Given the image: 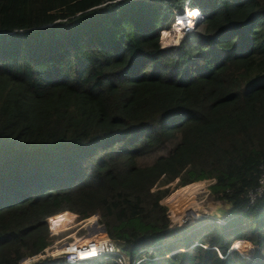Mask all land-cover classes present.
I'll return each instance as SVG.
<instances>
[{"label":"trees","instance_id":"16d2710c","mask_svg":"<svg viewBox=\"0 0 264 264\" xmlns=\"http://www.w3.org/2000/svg\"><path fill=\"white\" fill-rule=\"evenodd\" d=\"M186 1L0 0V264L93 216L130 264H250L218 257L237 239L264 256V0H190L203 35L162 50ZM202 181L227 223L166 257L162 202Z\"/></svg>","mask_w":264,"mask_h":264},{"label":"rangeland","instance_id":"374dc122","mask_svg":"<svg viewBox=\"0 0 264 264\" xmlns=\"http://www.w3.org/2000/svg\"><path fill=\"white\" fill-rule=\"evenodd\" d=\"M185 6L186 4L184 5L183 9L185 8ZM197 14V9L187 8L185 16L187 20L189 19V28L192 27L195 16H197ZM202 17L203 14L201 15V17L196 19V27L194 32L200 36H202V34L204 33V21L202 20ZM177 25L180 27L182 25V22L179 21ZM177 29L178 28L174 27L166 31H160V42L165 50L179 47L181 46V44H183V42H186L188 40L187 38L189 37V35H186L185 32L182 34L181 31ZM191 31L194 30L192 29ZM210 185L211 183L208 181H202L200 183L197 182V184L191 185L188 190L183 191L184 187L175 190L168 198L163 200L162 204L166 207L168 217L170 218L172 224L170 230L172 232L176 230L175 232L179 231L180 233L175 237L171 235V240L167 242L168 246L173 245L177 248H181L182 252L186 251L184 240L185 238H188V236H190L196 228L186 231L185 233L181 228L186 229L192 226L195 227L197 225L198 227H204L212 222L213 224L217 223L216 225H218L219 223H227V218L231 209L228 208L227 204L214 201L210 198ZM64 213H67L72 217H76V215L69 212ZM92 218H94V220L91 221ZM92 218H88L80 222H78L75 218L74 221L67 226V228L58 231L53 229V226L48 219L47 224L52 237V243L50 245L51 248L49 249L48 253H55L59 249H62L70 244H85L89 241L107 240L105 234H99L92 229L94 223H98V219L96 216H93ZM257 247L258 246L256 245V243L249 245L246 243H240L237 249L243 257L250 259L252 263H259L257 261H261L262 263H264V256L260 253L259 248L257 249ZM152 251V249H149L148 253L142 252L139 259L135 258V264H138L141 261H145L147 259H151L150 257L152 255ZM124 261V264H129L130 260H128V258H126L125 256ZM23 264H38V262L32 263V260L29 261L28 259L23 261Z\"/></svg>","mask_w":264,"mask_h":264},{"label":"clouds","instance_id":"9594fccd","mask_svg":"<svg viewBox=\"0 0 264 264\" xmlns=\"http://www.w3.org/2000/svg\"><path fill=\"white\" fill-rule=\"evenodd\" d=\"M122 1H128V0H122ZM129 1H131V0H129ZM189 2H190V0H187L186 1V6H185V8L183 9V8H179L180 10H173L172 11V14H173V20H172V22H171V25H170V27L168 28V29H165V30H162V31H166V30H169L170 28H174V27H176V26H178V25H176L179 21L180 22H182V25L180 26V28L185 32V34L186 35H189V37H191V36H198V34H196V33H194L195 32V27H196V19H198L199 17H201V15H202V12L199 10V9H197V11H198V14H197V16H196V19H195V21H194V25H193V29H194V31H192V32H190L191 31V29L188 27V20L186 19V16H185V13H186V11H187V8H192V9H194V7H192V6H190V4H189ZM184 4V5H185ZM184 7V6H183ZM196 9V8H195ZM184 11H185V13H184ZM202 20H204V17H202ZM203 35V34H202ZM188 37V38H189ZM187 38V39H188ZM184 43V42H183ZM159 44H161V42H159ZM160 48L162 49V50H165L164 49V47H162V44L160 45ZM262 193H264V187H262L261 189H259L258 191H257V194L256 195H258V197H259V195H261ZM255 197V196H254ZM256 198V197H255ZM229 208V207H228ZM50 220V219H49ZM169 220H170V218H169ZM196 220V219H195ZM95 222V221H94ZM213 223V222H212ZM95 224H96V227H95ZM217 224V223H216ZM226 223H223V224H218V225H221V226H223V225H225ZM171 226H172V224H171V221H170V227H169V229L168 230H170L171 229ZM92 229L94 230V231H96V232H98L99 234L100 233H103V234H105L104 233V230L102 229V227L101 226H99V224L98 223H94V225H93V227H92ZM171 231V230H170ZM106 235V234H105ZM106 237H107V235H106ZM107 240H109L113 245H114V249H115V252H113L112 254H110L107 258H105V256H103V255H98V254H94V255H91V254H93V253H98V251L96 250V251H92V252H90V258L89 259H84V258H82L81 256H78L75 260H72V261H68L67 260V257L64 255V256H62V255H59V252H60V250L61 249H59L57 252H51V253H48V251H49V249L51 248L50 246L48 247V248H46L44 251H43V253H41V254H38V255H36V256H34V257H29V258H25V259H23V260H21V262H20V264H22L23 263V261H25V260H28L29 259V261L30 260H32V263H36V262H41V261H44L45 259H47V258H52V259H55V258H60L61 260H63L65 263H67V264H77V263H87V262H93V261H103V262H111V261H114V263H116V264H124V256L122 255V253H121V250H120V248L118 247V244H117V242L116 241H114V240H111V239H109L108 237H107ZM96 242H100V240H97ZM240 243H246V244H253L252 242H250V241H247V240H243V239H237V240H233L231 243H230V246H229V248L227 249V251H226V255H221L220 253H219V255H218V257L220 258V259H224V258H226V256H228V255H230V254H237L239 257H241L242 259H245V260H247V261H249V263L250 264H260V263H262L261 261H257V262H259V263H252L251 262V260L250 259H247V258H245V257H243L240 253H239V250L237 249L238 247H239V245H240ZM200 245V247H202L203 249H209V246L207 245V244H199ZM213 249H215V248H213ZM257 249H258V247H257ZM143 252V251H142ZM141 252V253H142ZM184 252V251H183ZM143 253H148V250L145 252H143ZM180 253H182V249L181 248H177L176 247V249L173 251V252H171L168 256H166V257H169V256H171V255H176V254H180ZM81 254H84L83 252H81ZM86 255V254H85ZM39 256H41V257H39ZM44 259V260H43ZM118 259H121V261H118ZM127 260V259H126ZM154 260V259H153ZM146 261V260H145ZM136 263V262H135ZM135 263H132V264H135ZM126 264H128V263H126ZM130 264V263H129Z\"/></svg>","mask_w":264,"mask_h":264},{"label":"built area","instance_id":"2783aa9c","mask_svg":"<svg viewBox=\"0 0 264 264\" xmlns=\"http://www.w3.org/2000/svg\"><path fill=\"white\" fill-rule=\"evenodd\" d=\"M98 251V255H103L107 258L110 254L115 252L114 245L109 240H102L100 242L89 241L85 244H70L62 248L59 252V255L66 256L68 261L75 260L81 252L86 254L87 252ZM41 257V256H39ZM121 261V259H118Z\"/></svg>","mask_w":264,"mask_h":264},{"label":"bare ground","instance_id":"6f19581e","mask_svg":"<svg viewBox=\"0 0 264 264\" xmlns=\"http://www.w3.org/2000/svg\"><path fill=\"white\" fill-rule=\"evenodd\" d=\"M193 14V13H192ZM195 19H196V16H195ZM189 20V19H188ZM195 21V20H194ZM194 24H192V26H193ZM179 27V26H178ZM191 28V27H190ZM193 29V28H192ZM194 30V29H193ZM190 32H192V31H190ZM90 253L89 252H87L86 253V255L85 254H79V256H81L82 258H84V259H89L90 257V255H89ZM23 264V263H22Z\"/></svg>","mask_w":264,"mask_h":264},{"label":"water","instance_id":"95a60500","mask_svg":"<svg viewBox=\"0 0 264 264\" xmlns=\"http://www.w3.org/2000/svg\"><path fill=\"white\" fill-rule=\"evenodd\" d=\"M95 227H96V224H95Z\"/></svg>","mask_w":264,"mask_h":264}]
</instances>
